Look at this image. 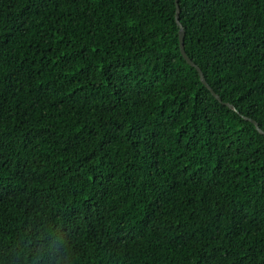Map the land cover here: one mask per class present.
Segmentation results:
<instances>
[{
  "label": "trees",
  "instance_id": "1",
  "mask_svg": "<svg viewBox=\"0 0 264 264\" xmlns=\"http://www.w3.org/2000/svg\"><path fill=\"white\" fill-rule=\"evenodd\" d=\"M243 116L264 0H0V264H264Z\"/></svg>",
  "mask_w": 264,
  "mask_h": 264
},
{
  "label": "water",
  "instance_id": "2",
  "mask_svg": "<svg viewBox=\"0 0 264 264\" xmlns=\"http://www.w3.org/2000/svg\"><path fill=\"white\" fill-rule=\"evenodd\" d=\"M176 2V0H175ZM177 12H178V8H177V5L175 4V12H174V16H175V20H176V23L178 24V29H177V35H178V47H179V51H180V54L181 56L185 59V61L189 64V65H192L194 66V68L196 69L197 71V74H198V77H199V80L202 82V84L208 88V90L210 91V93L219 101L220 98L218 97V95L210 88V86L206 83L204 77H203V74L200 70V68L194 64V62L186 55V53L184 52V49H183V44H182V36H183V28L181 27L179 21H178V15H177ZM223 104L227 105L228 107L230 108H233V106L226 102V101H221ZM245 119H248L254 126V128L260 132V133H264V130L260 129L256 123V121L248 116H243Z\"/></svg>",
  "mask_w": 264,
  "mask_h": 264
}]
</instances>
